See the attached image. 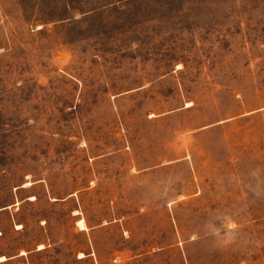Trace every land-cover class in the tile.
Wrapping results in <instances>:
<instances>
[{
    "label": "rangeland",
    "instance_id": "rangeland-1",
    "mask_svg": "<svg viewBox=\"0 0 264 264\" xmlns=\"http://www.w3.org/2000/svg\"><path fill=\"white\" fill-rule=\"evenodd\" d=\"M1 257L264 264V0H0Z\"/></svg>",
    "mask_w": 264,
    "mask_h": 264
},
{
    "label": "crops",
    "instance_id": "crops-1",
    "mask_svg": "<svg viewBox=\"0 0 264 264\" xmlns=\"http://www.w3.org/2000/svg\"><path fill=\"white\" fill-rule=\"evenodd\" d=\"M28 185H29V184H28ZM32 199H33V198H32ZM80 222H83V221H80ZM80 222H79V223H80ZM79 223H78V226H79ZM83 223H84V222H83ZM79 228H80V226H79ZM80 229H81V228H80ZM85 229H86V228H85ZM85 229H84V230H85ZM81 230H83V229H81ZM11 258H13V257H11ZM0 261H1V262H5V261L7 262V261H9V259L7 260L5 257H1Z\"/></svg>",
    "mask_w": 264,
    "mask_h": 264
},
{
    "label": "bare ground",
    "instance_id": "bare-ground-1",
    "mask_svg": "<svg viewBox=\"0 0 264 264\" xmlns=\"http://www.w3.org/2000/svg\"><path fill=\"white\" fill-rule=\"evenodd\" d=\"M79 226H80L81 229H83V230L85 229V225H84L83 222H80V223H79Z\"/></svg>",
    "mask_w": 264,
    "mask_h": 264
},
{
    "label": "clouds",
    "instance_id": "clouds-1",
    "mask_svg": "<svg viewBox=\"0 0 264 264\" xmlns=\"http://www.w3.org/2000/svg\"><path fill=\"white\" fill-rule=\"evenodd\" d=\"M230 242V241H229Z\"/></svg>",
    "mask_w": 264,
    "mask_h": 264
}]
</instances>
